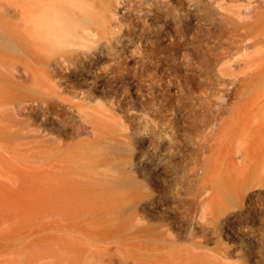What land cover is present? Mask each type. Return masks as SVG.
Segmentation results:
<instances>
[{
  "label": "bare ground",
  "instance_id": "bare-ground-1",
  "mask_svg": "<svg viewBox=\"0 0 264 264\" xmlns=\"http://www.w3.org/2000/svg\"><path fill=\"white\" fill-rule=\"evenodd\" d=\"M132 1L0 0V207L11 204L19 208L22 190L28 181L39 188L44 223L47 225L46 218L50 217L51 229L55 230L57 264H202L198 251H190L178 243L183 234L180 230L175 232L165 224L147 225L138 213L130 215L129 221L115 224L131 200L130 195L138 203L150 189L129 175L132 165L139 167L146 163L133 164L122 152V147L128 149L139 133V121L138 125L131 126L123 118H116L96 97V92L108 89V78L121 82L122 79H118L121 73L134 70L125 65L132 56L112 51L111 46L99 41L107 32L110 44L120 41L122 25L112 19L121 5L135 13L137 21H145L148 13H152L154 19L169 17L168 20L176 23L178 32H182L181 16L176 9L153 1L140 8ZM256 3L244 5L246 15L244 12L236 17L229 12L222 14L227 45L221 44L215 59L226 57L234 49L235 54L257 44L264 53V0ZM196 7L203 11L199 5ZM126 11L124 16L132 19ZM207 13L206 10L202 16L207 17ZM105 57L110 63L102 69L99 62ZM242 58L240 55L221 61L218 70L223 73L224 69L239 64ZM242 62H246V58ZM230 75L224 82L228 86L222 91L224 104L236 89L235 84L245 85L246 78L256 82L264 79V61L253 63L245 76ZM82 84L92 88L76 94L73 89ZM68 91L72 95L64 96ZM119 94L115 96L116 102L129 98L135 103L130 93ZM83 99L87 102H82ZM223 103L214 111V119L219 117ZM32 113H40L41 120L51 122L52 126L49 129H42L41 124L35 126L30 121ZM250 122L242 123L248 130L220 133L218 153L219 159H224L232 168V175L246 177L241 182L233 180L228 186L230 190L242 196L251 194V197L261 198L264 191L258 186L263 182L253 185L252 179L264 176V140L259 137L264 128L258 126L254 132L248 126ZM74 123L75 131L62 132ZM84 133L85 136L81 135ZM254 133H260L258 138L252 137ZM201 134L192 135L196 149L202 147ZM139 136V142L149 139L146 132ZM166 138H169L166 133L159 135L152 148L158 167L165 166L168 150H176L173 155L179 159L185 151L177 136L170 137L169 141ZM103 146L113 149L105 150ZM23 159L36 161L38 165L26 169ZM140 168L147 182L152 178L158 182L153 175L157 168ZM8 170L13 175L6 177ZM158 183L157 186H161ZM238 224L232 227L234 235L244 229ZM245 238L250 239V236Z\"/></svg>",
  "mask_w": 264,
  "mask_h": 264
},
{
  "label": "rangeland",
  "instance_id": "rangeland-1",
  "mask_svg": "<svg viewBox=\"0 0 264 264\" xmlns=\"http://www.w3.org/2000/svg\"><path fill=\"white\" fill-rule=\"evenodd\" d=\"M133 1L140 8L144 3L153 1L162 6L166 3L176 9L181 16L182 32H178L176 23L168 20L169 17L154 19L153 14L148 13L145 21H137L134 19L136 14L126 11L121 5L116 8L117 16L112 19L114 23L119 22L122 25L120 41L110 44L108 32L99 41L111 46L112 51L132 56V60L125 62V65L134 67V70L121 73L122 76L118 78L122 79L121 82L108 78V89H103L102 93L96 92V97L114 112L116 118H123L131 126L138 125L139 121V133L128 149L122 147V152L133 164L146 163L139 167L132 165L129 175L150 189L149 194L144 195L138 203L130 195L131 200H128L123 214L115 224L118 221H129L130 215L138 213L147 225L165 224L175 232L180 230L183 234L178 243L190 251H198L202 264H264V195L254 198L251 194L242 196L230 190L228 186L233 180L241 182L246 177L232 175V168L224 163V159H219L218 153L220 133L232 134L248 130L242 124L246 120L251 121L248 126L254 132L258 130V126L264 128V79L256 82L246 78L245 85L235 84L236 89L228 95L225 104V95L222 92L228 86L224 84L226 77L231 76V73L247 75L253 63L264 61V53L259 50L260 44H257L235 54L234 49L226 57L215 59V53L222 48L221 44L227 45L222 14L229 12L236 17L238 13L244 12L246 15L244 5L250 2L256 5L260 0ZM197 5L203 11L198 10ZM205 9L208 11L207 17L202 16L206 13ZM125 11L132 19L124 16ZM240 55L243 58L239 64L224 69L223 73L218 70L221 61ZM129 58L127 57L128 60ZM244 58L246 62H242ZM99 63L104 69L110 60L105 57ZM105 71L103 74L107 78ZM91 88L82 84L73 91L77 94ZM125 92L135 98V103L132 104L129 98L116 102L115 96ZM70 95L71 91L64 94ZM81 101L86 103L87 99ZM222 103L219 117L214 119V111H218ZM41 116L40 113H32L30 121L35 126L41 124L42 129H49L52 123L41 120ZM223 121L227 123L219 126ZM75 130L74 123L62 132L69 134ZM143 132L148 133L146 139H149L146 143L139 142V135ZM162 133L169 137L166 141L177 136L185 151L180 160L173 155L176 150H166L165 166L158 167L154 162L156 157L152 148ZM199 133H202V147L196 149L192 145V135ZM260 133H254L252 137L256 135L258 138ZM259 137L264 140V131ZM105 147L102 148L113 149ZM23 162L26 169L32 165L36 168L38 165L33 160L23 159ZM129 167L127 164L126 168ZM140 167L149 168L148 170L157 168L153 175L160 183L153 178L148 183L142 178ZM12 175L10 170L8 174L6 171V177ZM259 181L263 183L258 188L264 191V176L252 179L253 185ZM29 182L25 183L22 190L23 197L20 198L19 208L11 204L0 207V264H57L52 221L47 217L45 225L40 210V196L37 193L39 188ZM157 183L161 186H157ZM234 223L244 226L235 235L232 227L237 225ZM246 236H250V239L245 238Z\"/></svg>",
  "mask_w": 264,
  "mask_h": 264
}]
</instances>
